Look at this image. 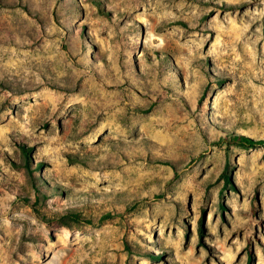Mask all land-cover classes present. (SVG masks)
<instances>
[{
	"label": "rangeland",
	"instance_id": "rangeland-1",
	"mask_svg": "<svg viewBox=\"0 0 264 264\" xmlns=\"http://www.w3.org/2000/svg\"><path fill=\"white\" fill-rule=\"evenodd\" d=\"M0 264H264V0H0Z\"/></svg>",
	"mask_w": 264,
	"mask_h": 264
},
{
	"label": "trees",
	"instance_id": "trees-1",
	"mask_svg": "<svg viewBox=\"0 0 264 264\" xmlns=\"http://www.w3.org/2000/svg\"><path fill=\"white\" fill-rule=\"evenodd\" d=\"M235 139L236 140H240V141H251V139H249V138H247V137H244V136H242V135H240V136H235Z\"/></svg>",
	"mask_w": 264,
	"mask_h": 264
}]
</instances>
